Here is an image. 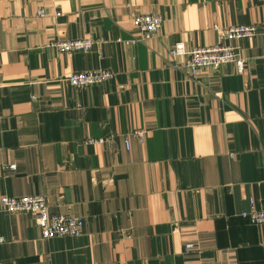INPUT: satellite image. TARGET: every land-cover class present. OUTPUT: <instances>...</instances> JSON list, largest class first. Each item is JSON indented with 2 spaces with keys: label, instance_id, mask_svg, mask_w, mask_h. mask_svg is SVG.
<instances>
[{
  "label": "crops",
  "instance_id": "1",
  "mask_svg": "<svg viewBox=\"0 0 264 264\" xmlns=\"http://www.w3.org/2000/svg\"><path fill=\"white\" fill-rule=\"evenodd\" d=\"M150 14L161 30L134 43ZM235 26L260 31L228 43L242 74L173 66V45ZM263 29L264 0H0V198L84 221L44 240L32 215L0 210V264H264V225L241 217L264 208ZM102 69L103 84L67 81Z\"/></svg>",
  "mask_w": 264,
  "mask_h": 264
},
{
  "label": "built area",
  "instance_id": "2",
  "mask_svg": "<svg viewBox=\"0 0 264 264\" xmlns=\"http://www.w3.org/2000/svg\"><path fill=\"white\" fill-rule=\"evenodd\" d=\"M163 18L159 15L150 14L137 16L133 20V25L141 34L140 38L134 43L148 42L161 30ZM264 34V29H263ZM220 43L213 47L194 48L186 50L183 44L173 45L168 55L177 69L184 70L192 77H195L201 70L217 69L222 66L233 64L238 73L244 72L245 61L238 54L235 48L228 43L253 38L260 33L256 26H235L225 30H218ZM60 52L70 53L75 51L89 52L93 46L91 40H72L53 44ZM183 59L178 63V59ZM114 77L108 70H98L95 72H76L68 77V82L76 88L89 87L103 84ZM145 131L133 133L134 137L141 138ZM0 210L9 213H26L34 218L35 226L41 233L44 240L56 238H77L82 235L84 221L72 215L51 214L46 199L43 196H27L12 198L3 196L0 198ZM241 217L251 225H264V208L258 209L251 200L250 210L243 212Z\"/></svg>",
  "mask_w": 264,
  "mask_h": 264
}]
</instances>
